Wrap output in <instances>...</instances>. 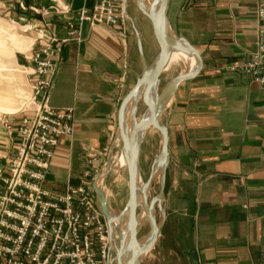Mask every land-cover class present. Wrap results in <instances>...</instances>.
<instances>
[{
	"label": "crops",
	"instance_id": "0c3cea01",
	"mask_svg": "<svg viewBox=\"0 0 264 264\" xmlns=\"http://www.w3.org/2000/svg\"><path fill=\"white\" fill-rule=\"evenodd\" d=\"M153 1L142 0L150 5ZM262 1L169 0L168 29L197 51L201 64L198 72L182 82L164 103L165 109L162 108L161 122L168 132L169 155L165 195L158 204L160 233L153 247L141 256L140 264H144V259L150 264L261 262L264 87L246 75L226 72L222 68L248 57L255 50L256 8ZM42 4L50 5L49 0H42ZM84 4L91 10L95 0L73 2L75 9ZM126 11L128 20L124 27L90 29L86 26L82 42L72 40L62 44V63L50 106L56 110H73L75 133L71 139L62 138L55 151L50 175L43 185L49 192L65 195L69 189L85 182V172L97 178L96 172L103 170L119 134L122 101L144 71L153 67L160 54L152 23L139 0H127ZM20 15L13 0H0V17L10 22ZM49 24L47 37L56 33L60 41L67 38L64 26L56 18H50ZM33 25L43 26L40 22H33ZM122 31L126 32L124 40L119 36ZM30 36L20 41L23 43L21 50L12 37L11 48L0 39V55L14 54L11 68L3 71L5 76L12 78V82H8L9 91L17 87L18 81L30 89L33 66L29 57L39 46L37 32ZM177 55L175 65L169 64L168 59L157 93L183 74L181 71L174 75L160 89L169 69L176 65L183 70L186 68V54L179 49ZM2 63L0 69L6 67ZM155 90V87L151 90L152 95ZM139 111L138 107V119L147 110L145 108L141 115ZM18 113L0 112V174L5 172L6 160L19 145L17 134L8 132L3 122L11 116L18 120ZM162 142V134L152 127L140 143V173L143 180L148 176L146 182L152 180L148 194L158 180L160 184L162 170L157 161ZM91 152L96 155V161L93 167H88ZM124 166L126 160L116 164V170ZM112 188L113 185L111 195L109 191L105 194L114 213ZM141 204L142 196L137 222Z\"/></svg>",
	"mask_w": 264,
	"mask_h": 264
},
{
	"label": "built area",
	"instance_id": "2783aa9c",
	"mask_svg": "<svg viewBox=\"0 0 264 264\" xmlns=\"http://www.w3.org/2000/svg\"><path fill=\"white\" fill-rule=\"evenodd\" d=\"M74 1L49 0L44 6L42 0H13L21 15L10 23L22 26L25 33L37 32L39 46L29 57L33 73L28 107L18 120L11 116L3 122L8 132L17 134L19 145L0 174V264H117L112 233L94 190L97 178L85 172V182L65 195L43 188L60 140L75 133L73 110L50 106L62 44L82 42L86 26L115 29L128 20L127 0H95L91 10L85 4L75 9ZM52 17L64 26L65 40L56 33L45 35ZM33 22L43 26L34 27ZM256 22L255 50L222 70L246 75L264 87V0L256 8ZM125 33L119 34L123 40ZM28 113L33 116L25 117ZM88 157L87 166L93 167L96 155Z\"/></svg>",
	"mask_w": 264,
	"mask_h": 264
},
{
	"label": "water",
	"instance_id": "95a60500",
	"mask_svg": "<svg viewBox=\"0 0 264 264\" xmlns=\"http://www.w3.org/2000/svg\"><path fill=\"white\" fill-rule=\"evenodd\" d=\"M169 0H154L150 6V9L146 11L142 7V0H139V5L146 13L147 17L152 23L154 35L156 41L160 48V54L151 69L145 70L143 75L138 79L134 88L129 92V94L124 98L119 110V134L114 142V145L110 151V155L106 165L103 170L99 173L96 182L94 183V190L99 203L101 213L105 217L107 224L111 233H113V224L116 221L121 220L126 214L129 215L131 227H130V241H131V256L129 259V264H140L141 256L149 251L155 244L158 235L160 233V227L158 225L155 206L160 204L164 199L165 189H166V171L168 166V132L165 126L160 121V113L162 111L164 103L176 90V88L184 81L192 78L199 70L201 60L200 56L195 49L191 46L185 44L182 40L174 36L168 29L166 23V12ZM156 6L158 9L155 10ZM172 48H179L182 51L192 52L197 60L198 67L195 72L191 74H182L171 81L161 93H157L159 88L160 80L163 71L165 70L169 52ZM155 87V94H151V90ZM151 97V98H150ZM135 99V102L131 109L132 115V129L129 130L128 124L126 122V110L128 104L131 100ZM142 101L146 107L145 115L138 119L137 110ZM156 128L163 136V142L161 151L158 157L157 165L161 168V180H160V190L155 198L149 201L148 190L151 187L152 180L144 183L139 165H138V153L140 148V142L138 138L140 134H145V132L150 128ZM124 155L126 159V165L129 175V200L123 210L118 215H115L108 203V199L105 194L107 180L109 176L114 172V158L119 155ZM138 178L141 181V187L138 188ZM100 180H102V185H100ZM138 194L142 196L144 207L149 218V241L146 245H141L137 239V202ZM123 253V251H122ZM122 255V254H121ZM118 257L119 264H122V258Z\"/></svg>",
	"mask_w": 264,
	"mask_h": 264
},
{
	"label": "rangeland",
	"instance_id": "374dc122",
	"mask_svg": "<svg viewBox=\"0 0 264 264\" xmlns=\"http://www.w3.org/2000/svg\"><path fill=\"white\" fill-rule=\"evenodd\" d=\"M8 21H6V18L4 16L0 17V39L2 42L5 43L7 48H11V44H12V40H13V43L16 45V47L21 50V48L23 47V43H21L20 41H24V40H27L28 38H30L31 37L30 33H25L24 29H22V26L11 24ZM11 37H12V40H11ZM15 39H17V41ZM21 52H23V51H21ZM151 57L153 59L154 55H152ZM13 61H14V54H11L9 56L4 55V54L0 55V63L3 62L2 66L3 65L6 66L5 67L6 69L5 68L0 69V90H1L0 95H3L7 99L14 98L17 101H19L20 109L18 111L19 113L18 112L17 113L21 114L23 112V110L28 107L30 89H29L28 85L26 87H24L18 81L17 85H16L17 87H14V85H13V87L16 88L15 92L13 91L14 88H12L13 90L11 89V91H9L11 86L8 82H10V81L12 82V78L10 79V77L5 76L3 71L7 70V69L9 70L12 66L11 62H13ZM181 71H182V67L180 65L173 66L171 69H169L165 74V77H164L165 79L162 82L160 89L163 88V86L165 85L167 80H169L174 75H178ZM139 108H140V111H139L138 115H141L142 112L146 108L145 104L143 102H141L139 105ZM147 179H148V176H145L143 182L146 183ZM111 185L114 186V188H112L113 191H112V197H111L112 206H113V209L115 211L114 214L118 215L121 212H123V210L125 209L126 203L128 200V196H129L127 165L124 166V168L121 170H114V172H112V174L109 176V178L107 180V186H106L107 190H105L106 193L109 191L108 192L109 195H111L110 194ZM159 190H160V184H159V180H158L157 184L154 186L153 191H151L150 194H148L149 201H151L153 198H155L157 196V194L159 193ZM140 199H141V195H139L138 202H137V205H138L137 211H136L137 217H138L139 212H140V210H139ZM158 211H159L158 210V204H156L155 215H156L158 225L160 227L161 217H160ZM123 218L126 221L125 216ZM145 220H146L145 225L138 231L137 239H138L139 243L141 241H144L146 237H149V233H150L149 219L145 218ZM113 246L115 249V252L113 255L116 259L117 264H119L118 257H120V255L122 254L123 242H122L120 236L117 234L113 235ZM144 264H150V261L144 259Z\"/></svg>",
	"mask_w": 264,
	"mask_h": 264
},
{
	"label": "bare ground",
	"instance_id": "6f19581e",
	"mask_svg": "<svg viewBox=\"0 0 264 264\" xmlns=\"http://www.w3.org/2000/svg\"><path fill=\"white\" fill-rule=\"evenodd\" d=\"M145 2H142V7L146 11H148L150 9L151 5H150V3H145ZM157 9H158V6H156L155 10H157ZM178 51H179V48H172L170 50V52H169L170 56L168 57L169 64H172V65L174 64L175 65L176 63H178V55H177ZM183 52L186 54L187 60H188L186 68L184 70L182 69L183 74H191V73L195 72V70L197 69L198 60H197L196 56L192 52H190V51H183ZM194 59H195V66H194ZM134 102H135V99L131 100L130 103L128 104V107H127V110H126V122L128 124L129 130L132 129V125H133L132 124L131 109H132V106H133ZM19 109H20L19 101H17L14 98L7 99L3 95H0V112L7 113V114H15V113H17L19 111ZM161 112L162 111H159V113H160V121H162L161 120V116H162ZM143 136H144V134H140L139 135L138 142H140L142 140ZM125 160L126 159H125V156L123 154L119 155L118 157H115L114 158V161H115L114 162V164H115L114 170H116V164H118V163H120L122 161H125ZM160 171H161V168H160ZM99 184L102 185V180H100ZM137 186H138V188L141 187V181H140L139 178H138ZM106 197H107V195H106ZM138 197H139V194H138ZM138 197H137V199H138ZM125 218H126V221H125L124 218H122L119 221H116L113 224L112 230H113L114 234H117V235L120 236V238H121V240L123 242V253L121 255L122 264H129V259H130V256H131V241H130V234H129L130 233L131 222H130V218H129L128 214L125 215ZM145 218H146V209L144 207V202H143V198H142L141 213H140L139 220L137 222V229L143 223ZM113 233H112V239H113V235H114ZM148 241H149V237H146L145 240L141 241L140 243L144 244V243H146Z\"/></svg>",
	"mask_w": 264,
	"mask_h": 264
}]
</instances>
